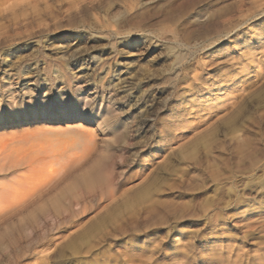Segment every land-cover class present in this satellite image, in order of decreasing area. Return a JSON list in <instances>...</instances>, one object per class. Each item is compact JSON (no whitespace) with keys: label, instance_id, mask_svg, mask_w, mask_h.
<instances>
[{"label":"rangeland","instance_id":"rangeland-1","mask_svg":"<svg viewBox=\"0 0 264 264\" xmlns=\"http://www.w3.org/2000/svg\"><path fill=\"white\" fill-rule=\"evenodd\" d=\"M44 2L0 0V143L41 134L55 147L83 130L95 151L0 205V264H264V0ZM85 97L78 110L145 122L123 168L93 186L102 119L40 116ZM5 167L1 191L25 176Z\"/></svg>","mask_w":264,"mask_h":264},{"label":"bare ground","instance_id":"bare-ground-1","mask_svg":"<svg viewBox=\"0 0 264 264\" xmlns=\"http://www.w3.org/2000/svg\"><path fill=\"white\" fill-rule=\"evenodd\" d=\"M40 1L46 2L47 0ZM90 1L91 4H94V2L100 0ZM71 6L78 8L79 3L76 1V3H72ZM50 14H53V12ZM80 96L82 97L83 95ZM85 99L87 98L85 97L76 100L71 99L70 101L64 100L62 104L58 106H48L43 109V112L40 114V116L42 120L46 122L71 121L77 118L81 119V121H89V119H91V117L93 116L100 117L102 119L101 126L104 127L105 130H110V138L108 142H106L100 148L94 160L92 159L93 161H91V164L93 162V165H91V168L89 167L90 170H86L87 172L83 174L85 184L93 186L96 185V183L104 180L105 178L109 179V177H107V174L108 176H112V174H116L115 171L123 168L124 164H121L119 162H121L123 158L126 157V154L128 155L130 153V142L133 139L138 138L139 134L144 131L145 122H140L139 120L138 123L133 126L132 124L128 123L127 120L120 121L113 115V109L107 110L103 114H94L91 110H78L80 107V103H84V101H86ZM145 103H147V101L142 102V105L138 108H143L142 111H140L142 113L141 116H143V114H145L144 112L147 111L144 110ZM86 104H90V106L88 105L89 108H91V105H95L94 102H85V105ZM20 109L23 108L17 107L15 111L17 115L20 114ZM23 113L25 114L26 111L24 110ZM28 114L25 116L32 117L34 119L38 115L37 111L35 110ZM79 127L81 126L79 125L78 128ZM81 131L82 132L80 133V135L77 134L79 135V139L68 141V143L66 141L65 143L58 141V144H56L55 147L54 140L49 138V136L41 137V134H39L41 136L35 135L25 139L17 138L18 140L12 138L13 140L11 142L9 140L10 143L1 142L0 163L7 165L9 171L11 172L20 173L18 170L23 169L25 172V176H23V182H16L17 187L13 188L11 186V188L10 186H8L9 189L6 187L7 189L4 188L2 191L0 190V205L4 206V208L14 207L29 200L35 194L46 191L52 180L62 174L67 168L79 163V161L91 155V153L95 151V142L92 138L93 135H91V133L86 134V132H83V130ZM153 147L157 148V145L155 144ZM156 148L152 151L153 156L151 158V162H148L146 160L140 161L139 170L136 173L134 180L135 182L132 185L135 186L137 184H140L137 185L139 186V191L135 194L134 197L139 201L147 196L148 187L143 184L147 181V179L149 178V173L152 172V169L160 159V153ZM124 191L126 192L129 190Z\"/></svg>","mask_w":264,"mask_h":264}]
</instances>
